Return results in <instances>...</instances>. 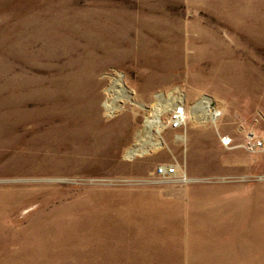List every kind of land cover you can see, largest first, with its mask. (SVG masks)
I'll return each instance as SVG.
<instances>
[{
  "label": "rangeland",
  "instance_id": "374dc122",
  "mask_svg": "<svg viewBox=\"0 0 264 264\" xmlns=\"http://www.w3.org/2000/svg\"><path fill=\"white\" fill-rule=\"evenodd\" d=\"M262 116L264 0H0V264H264Z\"/></svg>",
  "mask_w": 264,
  "mask_h": 264
},
{
  "label": "built area",
  "instance_id": "2783aa9c",
  "mask_svg": "<svg viewBox=\"0 0 264 264\" xmlns=\"http://www.w3.org/2000/svg\"><path fill=\"white\" fill-rule=\"evenodd\" d=\"M154 107L151 112L147 113L144 128L151 131L155 129L171 128L173 130H181L187 126L189 122L205 123L214 126L222 116V110L219 103L209 95H201L195 100H189L183 90L178 88L168 91V93L159 94L155 97ZM165 112V113H164ZM166 115L162 121L161 116ZM195 116V117H194ZM157 118L159 123H153ZM191 118L194 121H191ZM159 128V129H158ZM221 144L225 147H238L233 143L230 136H220ZM250 153L264 151V140L258 137L254 132H250L243 144L240 145ZM155 175L160 179H175L178 182L188 181L186 172L179 169L178 165L159 166Z\"/></svg>",
  "mask_w": 264,
  "mask_h": 264
},
{
  "label": "bare ground",
  "instance_id": "6f19581e",
  "mask_svg": "<svg viewBox=\"0 0 264 264\" xmlns=\"http://www.w3.org/2000/svg\"><path fill=\"white\" fill-rule=\"evenodd\" d=\"M153 123H159V120H157V118L154 119ZM158 132V131H157ZM133 152H136V151H133Z\"/></svg>",
  "mask_w": 264,
  "mask_h": 264
},
{
  "label": "crops",
  "instance_id": "0c3cea01",
  "mask_svg": "<svg viewBox=\"0 0 264 264\" xmlns=\"http://www.w3.org/2000/svg\"><path fill=\"white\" fill-rule=\"evenodd\" d=\"M262 119H264V116H262Z\"/></svg>",
  "mask_w": 264,
  "mask_h": 264
}]
</instances>
